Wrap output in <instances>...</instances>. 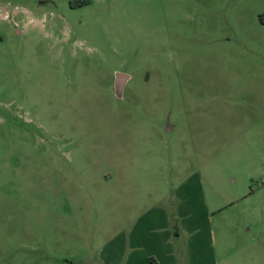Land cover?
I'll list each match as a JSON object with an SVG mask.
<instances>
[{
  "label": "rangeland",
  "instance_id": "1",
  "mask_svg": "<svg viewBox=\"0 0 264 264\" xmlns=\"http://www.w3.org/2000/svg\"><path fill=\"white\" fill-rule=\"evenodd\" d=\"M254 1L0 0V264L123 262L140 218L264 264Z\"/></svg>",
  "mask_w": 264,
  "mask_h": 264
},
{
  "label": "crops",
  "instance_id": "2",
  "mask_svg": "<svg viewBox=\"0 0 264 264\" xmlns=\"http://www.w3.org/2000/svg\"><path fill=\"white\" fill-rule=\"evenodd\" d=\"M252 10L254 11L253 15L247 19H253L251 23L259 24L264 29V0H255L252 3ZM238 41L243 48L242 52L251 56L254 67L260 69L258 60L264 54V36L262 38L257 36L256 40L250 41L242 34L240 37L238 36ZM157 215L171 221L178 218L176 212H172L170 215L164 212ZM142 221L140 218L129 225L128 235L120 245V249L124 247V254L122 251L123 262L121 259L114 262L115 260L111 258V264H226L220 261L217 256L206 257L196 253L195 241L197 236L194 233L197 230L193 224H186V221L183 220L175 231L170 232L168 225L164 226L159 218L153 220L154 223L150 226L146 225L147 223L142 224ZM135 234L137 237L136 240H133ZM180 235L184 236L181 239L182 243H177ZM146 237L147 240L144 243Z\"/></svg>",
  "mask_w": 264,
  "mask_h": 264
},
{
  "label": "water",
  "instance_id": "3",
  "mask_svg": "<svg viewBox=\"0 0 264 264\" xmlns=\"http://www.w3.org/2000/svg\"><path fill=\"white\" fill-rule=\"evenodd\" d=\"M127 79L128 77L124 74L121 73L116 74L114 90L117 97H121Z\"/></svg>",
  "mask_w": 264,
  "mask_h": 264
}]
</instances>
